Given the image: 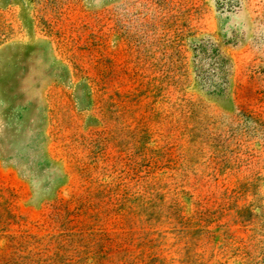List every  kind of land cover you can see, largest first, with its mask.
Listing matches in <instances>:
<instances>
[{"label":"rangeland","instance_id":"obj_1","mask_svg":"<svg viewBox=\"0 0 264 264\" xmlns=\"http://www.w3.org/2000/svg\"><path fill=\"white\" fill-rule=\"evenodd\" d=\"M0 22V264H264V0Z\"/></svg>","mask_w":264,"mask_h":264},{"label":"trees","instance_id":"obj_2","mask_svg":"<svg viewBox=\"0 0 264 264\" xmlns=\"http://www.w3.org/2000/svg\"><path fill=\"white\" fill-rule=\"evenodd\" d=\"M16 35H17V31L14 28L6 27L0 22V44L14 39ZM12 219H15L14 221L16 222L17 221V216L12 215ZM68 236H69L70 239H73L74 235L71 234V235H68ZM48 237L57 238L59 240L62 236L52 235V236H48ZM0 239L7 240L8 244H11L12 247H14L17 250L19 248V246L22 244L23 237L11 236V235L7 236V235L3 234L2 238L0 237ZM58 247H59V250H60L62 248V244H58ZM50 258L48 259V263L49 264L53 260V259H50Z\"/></svg>","mask_w":264,"mask_h":264}]
</instances>
